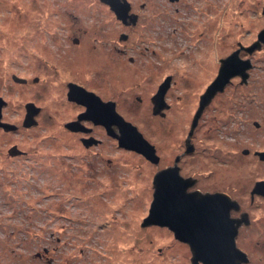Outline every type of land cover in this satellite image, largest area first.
Segmentation results:
<instances>
[{"label":"rangeland","instance_id":"374dc122","mask_svg":"<svg viewBox=\"0 0 264 264\" xmlns=\"http://www.w3.org/2000/svg\"><path fill=\"white\" fill-rule=\"evenodd\" d=\"M208 1V11L175 14L170 8L165 13L169 20L180 18L179 23L184 24V29L177 25L178 30L165 27L164 39L170 36L177 42L165 46L164 57L169 61L176 58L180 66L167 116L153 117L150 106H134L130 112L117 108L156 147L160 161L154 164L106 138V129L100 133L106 140L94 149L100 158L92 160L76 147L74 139H65L59 121L52 123L41 116L35 129L23 125L24 106L36 93L44 110H54L52 104L63 96L54 90L35 88L33 92L12 84L10 76L17 64L29 67V60L42 47L59 52L54 42H62V34L71 24H79L83 33L88 30L83 37L93 59L92 71L108 45L101 36L111 23L108 11L92 5L91 0H0V96L7 102L2 114L20 129L15 134H0V264H190L191 251L179 246L167 228L142 226L153 200V179L184 152L200 106L198 96L217 76L190 69L203 54L200 51L210 49L214 56L223 40L228 53L241 50L240 43L250 47L264 29V0ZM207 12L211 31L200 41L191 24L202 22ZM246 55L254 63L248 85L233 77L224 94L204 109L192 137L196 153L179 163L183 176L204 179L211 170L223 172L230 168L225 163L238 165L241 151L253 146L258 132L253 122L257 115H264V44ZM91 71L86 75L94 76ZM98 95L103 94L99 91ZM54 126L60 132L49 137ZM14 142L29 153L11 158L7 149ZM248 252L250 264H264V251Z\"/></svg>","mask_w":264,"mask_h":264},{"label":"flooded vegetation","instance_id":"af4514ba","mask_svg":"<svg viewBox=\"0 0 264 264\" xmlns=\"http://www.w3.org/2000/svg\"><path fill=\"white\" fill-rule=\"evenodd\" d=\"M91 1L92 5L99 7L100 10L108 11L111 16L109 29H107L106 33L102 32L101 35L102 38H107L106 43L108 45L102 51L100 59L97 62L94 61L95 64H98L97 67L93 68L92 71L89 68V65L93 63V59L89 54V44L83 37L85 33H83V28L79 24H71L69 31L67 33L65 31V34H62L63 41L60 43L54 42V46L60 48L59 52H52L51 49L42 47L43 49L37 51L38 56L34 59L38 62H34L28 57L30 59L29 67L17 64L18 66L15 67L16 72L11 74L10 81L12 84L28 88L31 91L35 88L37 91L45 88L44 91L54 90L55 94L62 95L63 99L59 103L52 104L54 110H44V106L38 105L40 104L38 102L40 95L36 93L35 98L28 101L24 106L26 114L23 125L27 115V105L32 104L34 110H37V114L34 116L36 124L29 127L30 129H35L39 125L41 116L52 123L59 121L62 123L61 133H63L65 139H74L76 147L84 150L82 152H85L89 158L95 160L94 156L99 157V155L94 153V149L102 146L106 138H110L113 142L118 140L108 132L105 126L95 123L86 116L87 107L70 97L71 87H82L87 92L94 93L102 102L114 103L116 111L117 108L129 111L128 109H133L134 106H143V108L150 106L149 111H152L153 117L165 118L167 112L172 109L170 91L177 85L176 73L180 72V66L177 64L176 58L169 61L164 57L165 46H172L174 42H177V39L170 38V36H166V39H164L165 27L171 26L178 30V25L184 29V24H180L178 21L180 18L174 17L169 20L168 15L165 13L170 8L172 9L170 11H174L175 14L180 13V11H208L211 9V3L208 0H119L123 4L127 3L129 5L128 16L125 19H121L118 18L109 3L103 0ZM50 3L47 4V8H49ZM202 16L204 17L202 22L191 24L194 36L197 35L200 41L208 38L207 34L211 31L210 19H205L208 16V12ZM174 28L172 32L175 31ZM87 31L85 35L88 33ZM222 42L224 43L223 45L221 44ZM218 44H221V47L220 50H215L214 56L209 51L210 49L203 52L200 51L203 54L199 56V60L192 63L190 69L193 72L197 70L200 73H216L218 76L222 60L235 52L232 51L230 52L231 54L227 52L224 40ZM239 46L242 47L239 52L240 58L243 60L250 59L252 63L251 69H253V61L246 55H249V53L244 50L241 43ZM69 49H71V55L69 54L71 58L67 55ZM57 53L60 55H53ZM195 64L198 66L194 68ZM84 67H86L85 70L88 69V72H93L92 75L94 76L86 75L88 74L87 71H85L86 74L84 75L82 73ZM70 68L73 71H70ZM19 69L26 74L21 75ZM216 77L213 79L215 80ZM237 77H239L237 79L241 80L242 85H248V81L242 82V78L240 76ZM249 78L250 73L248 80ZM213 79L208 81L203 88L204 92L198 96V104L201 102L202 95L214 81ZM167 84L164 100L168 109L164 112L161 111L159 114H154V97L159 89ZM194 85L195 83L191 81V86ZM198 85H200L199 82ZM226 87L224 91L215 94L205 110L224 94ZM147 88L148 90L145 91ZM99 91L102 92V96L98 95ZM0 98L3 99L1 96ZM256 118L253 125L258 132L253 140V146L244 148L241 151V163L236 166L234 163H225V166L230 167L229 169H225L223 172L211 170L204 175V179L193 175L183 176L181 174L183 177L192 180L193 184L188 189V192L225 196V198H222L224 199V204H218L216 207H223V209L229 210L230 219L233 220V225L237 227L236 245L247 254L249 259L244 264L252 262L248 251H264V115L259 114ZM1 122L13 125L16 129L6 131L3 127H0V134L11 135L20 130L13 122L6 121L3 114ZM55 126L49 130V137L56 136L55 133L60 132L58 127ZM112 128L114 134L118 133V127L113 126ZM105 129L108 133L106 138L103 139L100 133ZM192 137L190 144L193 146V151L189 154L185 153L187 149V143L185 142L184 152L176 157V160L179 159L178 165L186 156H192L196 153V146ZM63 143L67 149V143ZM116 143V145H119V141ZM20 147L17 142L12 143L7 149L8 155L11 158H14V155L26 156L29 152ZM243 158H249L250 160L243 161ZM46 165L48 163L44 164V166ZM40 166L43 165L41 164ZM221 202L222 200L219 203ZM163 228H167L168 232L175 238L174 233L168 227ZM175 240L177 239L175 238ZM177 241L179 246L184 247L189 252L191 251L188 244ZM190 256L192 258V253ZM191 258L189 257V263L193 264Z\"/></svg>","mask_w":264,"mask_h":264},{"label":"water","instance_id":"95a60500","mask_svg":"<svg viewBox=\"0 0 264 264\" xmlns=\"http://www.w3.org/2000/svg\"><path fill=\"white\" fill-rule=\"evenodd\" d=\"M103 1L111 5L118 18L125 19L128 16L129 5L127 3L123 4L119 0ZM263 44L264 29L259 33L258 40L244 50L252 54ZM239 52L240 50H236L222 60L218 76L202 95L188 136L186 154L193 151L190 139L204 109L215 94L224 91L233 77L240 76L242 82H247L252 63L250 59H241ZM167 87L168 84L160 88L154 97V114H159L167 108L164 100ZM70 97L85 105L87 107L86 116L95 123L105 126L108 132L117 138L119 146L136 151L154 164L159 163L160 157L156 147L143 136L137 126L126 121L116 111L114 103L102 102L94 93L87 92L79 86L71 87ZM5 105L6 102L0 98V127L6 131L15 130V126L1 122L2 109ZM36 114L37 110H34V106L28 104L24 127L36 124L34 120ZM113 126L118 127V133L114 134ZM178 161L179 159L176 160L175 165L155 174L153 200L142 226L168 227L177 240L190 246L193 264H244L248 262L247 254L236 245L237 227L230 219L229 210L216 207L218 204H224L222 198L225 196L188 192L193 183L190 178L181 175ZM220 200H222L221 203H219Z\"/></svg>","mask_w":264,"mask_h":264},{"label":"bare ground","instance_id":"6f19581e","mask_svg":"<svg viewBox=\"0 0 264 264\" xmlns=\"http://www.w3.org/2000/svg\"><path fill=\"white\" fill-rule=\"evenodd\" d=\"M247 81H248V79H247Z\"/></svg>","mask_w":264,"mask_h":264}]
</instances>
